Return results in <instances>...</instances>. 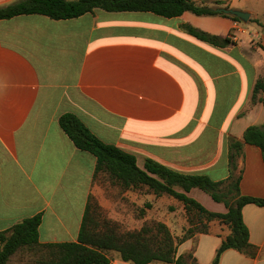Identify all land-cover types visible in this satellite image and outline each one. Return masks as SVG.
I'll use <instances>...</instances> for the list:
<instances>
[{
	"label": "crops",
	"instance_id": "obj_1",
	"mask_svg": "<svg viewBox=\"0 0 264 264\" xmlns=\"http://www.w3.org/2000/svg\"><path fill=\"white\" fill-rule=\"evenodd\" d=\"M16 1L0 0V7ZM194 1H220L250 17L244 24L190 12L164 18L95 9L69 20H0V233L41 215L40 243L76 242L86 207L100 204L96 159L61 130L58 119L66 113L133 155L140 169L150 159L183 175L228 177L229 138L264 123V105L250 101L255 82L264 79V0ZM235 23L246 33L226 46L182 28L228 38ZM249 23L254 29L244 26ZM237 168L241 194L264 200L259 148L245 144ZM185 195L210 212H227L197 188ZM138 196L139 203L173 206L170 216L184 212L166 195ZM242 220L255 257L229 249L218 264H264V207L245 205ZM229 234L226 225L210 222L208 233L180 244L177 255L193 250L198 264H211ZM110 259L132 264L117 254Z\"/></svg>",
	"mask_w": 264,
	"mask_h": 264
},
{
	"label": "trees",
	"instance_id": "obj_2",
	"mask_svg": "<svg viewBox=\"0 0 264 264\" xmlns=\"http://www.w3.org/2000/svg\"><path fill=\"white\" fill-rule=\"evenodd\" d=\"M221 5L223 2L220 1L210 4L194 0H17L0 7V20L21 15H43L52 20H69L100 9L106 12H150L164 18H175L190 12L196 16L218 15L240 22L234 16L217 13L215 9ZM182 28L194 38L214 46L230 43L227 37L210 35L190 25ZM250 101L251 104L264 105L263 78L255 82ZM58 123L78 150L95 157L94 178L102 174L122 190L145 186L155 196L166 195L175 199L182 205L189 227L178 240L163 223H155L154 232L148 226L125 234H120L111 226L97 230L92 211L94 206L90 203L86 207L76 242L40 243L38 228L41 215L24 219L1 232L0 264H8L14 255L24 251L32 257L29 264H112L107 254L109 252H115L121 261L132 264H198L193 257V250L177 255V247L196 234H207L208 225L213 221L226 225L230 234L217 248L211 264H218L222 253L229 249L249 258L255 257L256 248L249 242L248 230L242 220V208L247 204L264 207V200L241 194V174L237 162L245 144L259 148L264 162V123L248 127L241 139L229 138V175L222 181H212L201 175L179 174L150 159L145 160L144 169H140L133 155L100 141L75 115L63 114ZM192 188L222 203L227 212H210L187 197L185 193Z\"/></svg>",
	"mask_w": 264,
	"mask_h": 264
},
{
	"label": "rangeland",
	"instance_id": "obj_3",
	"mask_svg": "<svg viewBox=\"0 0 264 264\" xmlns=\"http://www.w3.org/2000/svg\"><path fill=\"white\" fill-rule=\"evenodd\" d=\"M261 11L264 10L262 9ZM244 26L249 30L255 27H252L251 23ZM96 188L100 194V204L97 203L96 205L94 201L91 204L94 206L92 207V211L97 230L111 226L120 234H125L127 232L139 231L148 226L154 232V224L163 223L168 228L170 234L178 240L189 227L188 217L185 212L170 216L169 213L174 210V207L169 206L167 203H163L162 206L152 205L149 201H146V204L144 201H140L139 203L137 200L139 199L138 195L141 197L147 195L149 200V194L152 193L145 186L135 190H122L105 175L101 174L98 175ZM127 191L131 193L123 196ZM147 204L150 206L146 207ZM183 220L185 221L184 224H182ZM105 221L107 223H104ZM107 254L111 257L116 253L109 252ZM31 258L29 252H19L10 259L8 264H29Z\"/></svg>",
	"mask_w": 264,
	"mask_h": 264
},
{
	"label": "water",
	"instance_id": "obj_4",
	"mask_svg": "<svg viewBox=\"0 0 264 264\" xmlns=\"http://www.w3.org/2000/svg\"><path fill=\"white\" fill-rule=\"evenodd\" d=\"M217 13L225 14V15H230L234 16L239 19L240 22L246 24L248 22V19L250 17L249 13L247 12H242L239 10H234L230 8H224V7H217L215 9Z\"/></svg>",
	"mask_w": 264,
	"mask_h": 264
},
{
	"label": "built area",
	"instance_id": "obj_5",
	"mask_svg": "<svg viewBox=\"0 0 264 264\" xmlns=\"http://www.w3.org/2000/svg\"><path fill=\"white\" fill-rule=\"evenodd\" d=\"M246 30L242 27L240 23H235L231 33L228 36V39L231 41H236L237 40V35L239 34H245Z\"/></svg>",
	"mask_w": 264,
	"mask_h": 264
}]
</instances>
